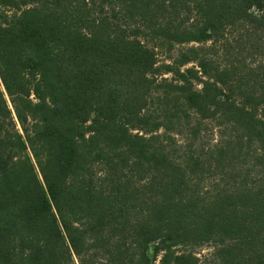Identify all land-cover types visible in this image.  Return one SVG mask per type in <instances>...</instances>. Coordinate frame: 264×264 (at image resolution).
I'll use <instances>...</instances> for the list:
<instances>
[{
	"label": "trees",
	"instance_id": "obj_1",
	"mask_svg": "<svg viewBox=\"0 0 264 264\" xmlns=\"http://www.w3.org/2000/svg\"><path fill=\"white\" fill-rule=\"evenodd\" d=\"M239 23L264 0H0V264H264V77L189 46Z\"/></svg>",
	"mask_w": 264,
	"mask_h": 264
},
{
	"label": "rangeland",
	"instance_id": "obj_2",
	"mask_svg": "<svg viewBox=\"0 0 264 264\" xmlns=\"http://www.w3.org/2000/svg\"><path fill=\"white\" fill-rule=\"evenodd\" d=\"M189 46L203 47L201 54L213 57L218 67L227 68L230 72L234 71V74L231 75L232 77H239V73L246 70V68H254V66L256 69L254 74L260 73L264 77V35L249 24L239 23L227 29L215 43H207L204 45L191 44ZM180 47L183 46H177L175 50ZM168 56L169 54L158 51L159 63L164 61L168 63V60H166ZM165 77L170 78V75H166ZM193 126L198 132L197 137L194 139L190 136ZM193 126H186V130H184L187 135L188 143L209 147L218 140V128L216 125L212 126L207 122L194 121ZM184 137L185 135L182 133L181 136H177V140H182ZM250 166L249 158H238L234 160L231 165L227 166V169H229L227 171L230 174L241 172L243 175L244 173H249L245 178L244 184H250L253 182ZM218 173V169L215 167L197 169L194 175L200 178V184L195 186V188L210 190L217 187H224V183L219 181L220 178ZM182 250L191 251L198 259L202 260L209 258L213 248L210 243H207L197 247H187ZM155 264H158V262Z\"/></svg>",
	"mask_w": 264,
	"mask_h": 264
}]
</instances>
